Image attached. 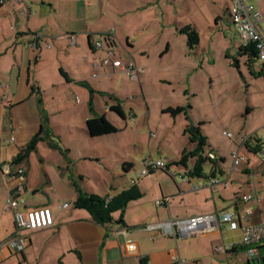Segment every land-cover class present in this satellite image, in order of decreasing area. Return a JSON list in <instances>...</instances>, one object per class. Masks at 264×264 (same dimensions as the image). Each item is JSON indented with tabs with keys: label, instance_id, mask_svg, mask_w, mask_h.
I'll list each match as a JSON object with an SVG mask.
<instances>
[{
	"label": "crops",
	"instance_id": "obj_1",
	"mask_svg": "<svg viewBox=\"0 0 264 264\" xmlns=\"http://www.w3.org/2000/svg\"><path fill=\"white\" fill-rule=\"evenodd\" d=\"M80 1L83 6L77 5L76 8L74 4ZM247 1L264 22V0ZM210 2L209 17H204V21L209 25L212 20L214 27L218 28L226 17L230 24L229 0ZM91 3L96 9L89 12ZM170 4L177 13L176 18L169 10ZM200 4L201 0L0 1V244L14 235L13 214L4 213L3 206L15 189L20 188V195L25 200L21 207L23 211L47 207L53 216L51 227L22 233L27 240L22 253L0 247V264H229V259L244 251L238 247L242 227L264 221L262 158L258 167L252 166L253 161L250 160L245 167L239 163L237 171H232L230 163L228 174L222 164L223 173L215 177L226 182V186H219L215 192L207 186L209 176H185L187 179L182 182L184 174L193 168L192 160L185 166L173 165L167 172L157 170L136 182L141 198L114 214L112 223L105 226L92 223L88 212L73 207L75 186L82 192L101 197H112L131 187L130 180L134 176L127 181L115 180L114 173L115 170L118 173L120 164L122 169H129L124 177L133 169L138 171L147 160L163 161L165 166L178 161V158L170 160L167 156L154 159L152 155L163 153L165 143L161 138L158 142L151 139L155 138L152 131L159 135L164 123L168 134L176 125V120L171 128L168 121H163L160 127L151 125L149 113L144 120L140 107L135 102L125 103V100L130 97L135 99L137 94L144 99V87L149 84L152 70L148 48L150 50L152 45L160 44L163 51L159 57L169 54L171 41H175L176 36L188 26L200 37ZM185 5L198 15L196 19L185 14L181 16L179 10ZM110 10L123 17L110 16ZM165 15H168L167 20ZM152 17L155 22H151ZM62 19L67 22L68 28L58 24L57 20ZM170 19L174 20L172 24ZM111 28L113 32L109 35ZM69 35H74L75 45H70ZM101 38L112 42L108 46L113 51L112 60L132 61L143 69L136 80L139 89L135 79L131 81L118 69L100 63L108 56L106 50L95 48V43ZM188 56H184L187 61L190 60ZM184 58L181 61L186 63ZM194 63L189 62V67L181 63L178 67L184 73L186 69L194 71L190 75L194 76L199 70ZM166 82L165 79L157 81L158 86ZM2 84L7 88H3ZM188 93L195 95V91L192 88L191 91H184L186 103ZM116 106L120 107L123 117L111 111ZM169 108L173 107H163L159 111L164 114ZM246 110L249 113L252 111L248 106ZM94 117H103L117 133L91 138L86 122ZM186 124L183 121L180 125L181 136L185 139ZM261 126H264V120L258 129ZM41 128L58 139L62 151L67 150L68 153L50 148L41 152L39 147L44 144L41 142L35 154L31 153L24 162L12 165L19 151ZM123 132L128 133V144L124 135H118ZM260 135L252 136L260 142L257 152L248 153L245 146L240 147L241 137L236 139L234 151L239 150L241 155L244 150L246 156H260L261 152L264 153V141ZM248 144L251 148L255 146L254 141ZM208 145L216 157L221 158L217 148L210 142ZM192 149V144L181 142L178 156L182 151ZM109 152L116 156V164L114 158L109 159ZM241 156L245 160V156ZM120 159H123L122 163ZM2 164L9 165L13 172L14 168L22 169L23 176L4 175ZM205 173L208 171L205 170ZM189 184L200 189L189 191ZM239 195L249 196L250 199L240 202L236 199ZM162 199H167V202L156 205V201ZM64 203L69 206L60 209L59 206ZM248 210L251 214L245 223L236 218L234 227L223 223L217 229L189 239L174 240L162 234H156L151 239V235L143 230L146 225L168 219L215 212L233 213L238 217ZM129 244L133 245L132 251L128 249ZM244 264H249L247 259Z\"/></svg>",
	"mask_w": 264,
	"mask_h": 264
},
{
	"label": "rangeland",
	"instance_id": "obj_2",
	"mask_svg": "<svg viewBox=\"0 0 264 264\" xmlns=\"http://www.w3.org/2000/svg\"><path fill=\"white\" fill-rule=\"evenodd\" d=\"M160 1L165 2L166 0ZM189 1L191 2L192 0ZM245 1L248 2L247 0ZM77 5L83 6L81 1L74 4L76 8H78ZM191 5L196 6L197 4L191 3ZM108 7L112 9L111 5ZM168 7L169 10L173 12V17L176 18L177 13L174 12L173 5L170 4ZM210 7H212L210 0H201V19L198 25L200 37L199 43L194 50H190L187 47V37L184 34L176 36V40L171 41L170 53L165 54L161 58L159 54L163 51V46L161 47L160 44H155L151 46L150 50L148 48L151 55L150 61L152 63V70L148 78L149 84L147 87H144V99L140 94H137L134 97L135 99L130 97V100H125V103L135 102L142 110L141 112L143 113L142 117L144 120L149 113L151 125H159L160 127L161 124L164 123L163 121H168V124H170L169 127L171 128L174 119L176 120V125L168 134H166L167 125L165 123L164 127L162 124L159 135L152 131L155 134V138H151L152 141L158 142V138H161L165 143L163 153H160V155L159 153H155L152 156L154 159L159 156L164 158L167 156L170 160L179 159L178 152L180 151L181 142L187 145V138H182L180 132V125L183 121L185 122V117L182 116V114L171 117L168 113H161L159 109L163 107L175 108L178 106H190L187 109L190 119L194 121L196 125L202 122L200 126L201 131L203 135L207 137L208 142H210L213 147L217 148V150H215L218 156L223 160V168L226 169V173L228 174V166L232 163L231 154L236 148V139L243 136H258L261 134L260 130L262 126L259 129L258 127L264 120V78L253 75L252 71L246 66V58L239 54L240 49L238 47L237 32L234 26L227 22L226 17L220 22L218 28L214 27V22L212 20V24L209 25L204 21V17H209ZM95 9V4L91 3L89 12ZM179 11L181 12V16L185 14L186 17L195 19L198 16L193 14L192 10H188L186 5ZM109 15L118 18L123 17V15L120 16L116 12H112V10H110ZM123 19L126 20L125 18ZM167 19L168 15H165V20ZM154 20L155 19L152 17L151 22H155ZM170 20L169 23L172 24L174 20ZM57 22L64 29L68 28L65 20H57ZM155 31L156 30H154V32ZM160 39L163 38L160 37ZM186 54L189 55L188 57L190 60L188 61L184 58ZM182 57L185 59L186 63L181 61ZM189 62H195L194 64L199 66V72H195L194 76H190L192 73L194 74V71L186 69L184 73L181 72L178 67L181 63L189 67ZM261 66L262 65L256 61L252 65L253 72H257ZM163 79L167 80V82L158 86L157 81ZM51 80L52 78H50V81ZM133 80L134 79L131 81ZM136 80L137 79H135L134 83L137 84L138 81ZM191 88L195 91V95L188 93V95H186L188 96V103H186L184 91L186 89L191 91ZM137 89H139V84H137ZM247 106L252 109L250 113L246 110ZM137 114H139L138 110ZM118 123L120 124L121 122ZM128 126L132 127L129 123ZM253 127L258 129V131L254 129L252 131L251 128ZM223 132H229L234 139L226 138L223 136ZM118 135H124L126 138L124 141L128 144L127 132ZM111 137L113 136H110V138ZM42 143L44 144L39 147V151L42 152L45 151L44 149H49L45 142ZM143 151H145L144 145ZM36 152L37 150L32 153L35 154ZM241 155L245 156V160L241 162L242 167L247 165V160L253 161L252 166L254 167L260 165L261 156H246L244 150L241 152ZM108 157L109 159L114 158L113 161L116 164V156H112L109 152ZM122 158L126 159L125 157ZM123 159H120L121 163ZM36 160L38 161L37 156ZM190 160L192 159H188V161ZM208 165V163L205 165L206 171H208ZM136 172V169H133L123 177L125 172L120 164L118 173L116 170L114 173L115 180H119L120 182L123 180L127 181L130 177L135 176ZM246 259L247 256L245 252L241 251L235 258L232 257L229 259V264H244Z\"/></svg>",
	"mask_w": 264,
	"mask_h": 264
},
{
	"label": "built area",
	"instance_id": "obj_3",
	"mask_svg": "<svg viewBox=\"0 0 264 264\" xmlns=\"http://www.w3.org/2000/svg\"><path fill=\"white\" fill-rule=\"evenodd\" d=\"M228 20L234 26L238 35V47L240 50H246L254 46L257 50V61L264 65V22L261 15L255 10L253 5L248 4L245 0H229ZM113 29H109L108 34L111 35ZM70 45H75L74 35H69ZM104 40V41H103ZM111 41L106 38H101L95 43V48L98 50H106L108 56L103 58L100 63L102 65H111L113 68L118 69L121 73L128 76L130 79H137L138 75L143 72L142 68L137 67L134 62H121L112 60L113 51L108 49ZM3 88H7L2 84ZM78 102V99H76ZM262 140L264 141V126L261 127ZM223 136L232 139V134L223 132ZM253 140L252 136H243L240 138V147L245 146ZM210 159L214 160L216 157L212 153L206 154ZM260 156L264 161V153L261 152ZM232 157V171H237L239 163L244 161V158L239 154V150L233 151ZM14 168V167H13ZM165 168L163 161H144L141 168L136 172L134 178L130 180V185L133 186L138 180L144 178L151 173L162 170ZM1 171L6 176H18L21 178L24 174L20 168H14V172L7 164L1 165ZM185 177V176H184ZM17 178V179H18ZM187 179L186 177L182 182ZM221 185L226 186V182H221L218 178L212 177L208 179L207 186L213 192ZM199 186L189 184V191L197 192ZM257 201L258 195L255 196ZM238 201L246 202L250 199L249 196L239 195L236 197ZM167 199L156 201V205L160 206ZM25 204V200L20 195V188L15 189L10 193L6 203L3 206V212H12L14 222V235L13 238L0 244V247H7L16 253H22L26 247L27 240L22 236L26 231H37L46 229L53 225L52 212L47 207H41L23 211L21 207ZM69 205L64 203L59 206L60 209H66ZM251 212L245 211L243 214L236 217L233 213L215 212L211 214H204L184 219H168L164 222H157L143 227V230L151 235V239L156 234H162L174 240L189 239L197 237L217 229L223 223H229L232 227L235 226L236 218L239 221L247 222ZM242 236L238 247L244 249L249 264H264V221H260L254 225H246L242 227ZM128 249L133 250V245L129 244Z\"/></svg>",
	"mask_w": 264,
	"mask_h": 264
},
{
	"label": "trees",
	"instance_id": "obj_4",
	"mask_svg": "<svg viewBox=\"0 0 264 264\" xmlns=\"http://www.w3.org/2000/svg\"><path fill=\"white\" fill-rule=\"evenodd\" d=\"M182 34L186 35L187 37V47L190 50H194L199 43L198 33L192 27L188 26L182 30ZM109 43L112 44V42ZM239 54L246 58V66L250 71H252L253 75L264 78V65L261 66L257 72H253L252 70V65L257 61V50L254 46H251L246 50H239ZM188 108V106H178L164 111V113H168L171 117H175L176 115L182 113L184 114L185 121L187 122L184 129V134L187 137L188 143L193 145V149L188 152L185 150L182 151L178 161L174 163H168L163 170L167 172L168 168L173 165L185 166L188 159H192L194 161L193 168L184 174V176L187 178H205L207 176H209L208 178H212L215 177L216 174L220 175L223 173V160L221 158H217L211 147L208 145L207 138L201 131L200 126L202 125V122L196 125L194 121L190 119L187 113ZM111 111L116 113L118 116L123 117L119 106L112 107ZM86 130L91 138H99L117 133V130L112 127V125L108 123L103 117H94L89 119L86 122ZM252 141H254L255 145L253 148H251L249 144L245 145V150L248 153L257 152L260 145V142L257 140L253 139ZM41 142H45L51 150H57L63 154L68 153L67 150L62 151L58 139L53 138L46 130L41 128L39 132L31 138L26 146L19 151L17 156L12 160L11 164L15 165L27 160L29 155L36 150L38 143ZM208 152L214 154L216 158L214 160L210 159L206 155ZM207 163L209 165L208 173L206 174L205 165ZM124 167H126V165H124ZM123 170L125 172L127 169L124 168ZM75 190L76 196L73 201V207L88 212L92 223L99 226H105L112 223L114 214L122 212L128 206V204H130L132 201L138 200L142 196L141 191L136 185H133L112 197H101L96 194L82 192L76 186ZM142 264L147 263L143 262Z\"/></svg>",
	"mask_w": 264,
	"mask_h": 264
}]
</instances>
